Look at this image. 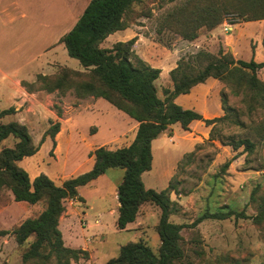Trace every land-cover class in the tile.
I'll return each instance as SVG.
<instances>
[{
    "label": "rangeland",
    "instance_id": "obj_1",
    "mask_svg": "<svg viewBox=\"0 0 264 264\" xmlns=\"http://www.w3.org/2000/svg\"><path fill=\"white\" fill-rule=\"evenodd\" d=\"M80 1L74 10L65 9L63 0H0V110L11 106L15 110L1 121L25 125L37 146L33 155L18 161L30 179L44 174L61 184L92 167L95 148L128 145L137 128L134 119L102 98L77 97L73 88L49 92L24 86V82L39 86V74L54 75L66 66L85 71L60 42L89 0ZM261 1L140 0L128 14L127 31L112 33L101 45L110 47L135 36V54L161 70L156 88L163 97L164 89L172 86L171 68L199 50L218 56L222 49L235 58L264 61ZM215 21L219 23L211 27ZM226 24L231 29L225 30ZM258 76L264 81V67ZM182 98L184 107L206 118L224 117L209 124L193 121L188 130L175 123L151 143L152 164L142 174L143 184L160 191L175 182L177 192H169V220L184 224L180 231L184 257L174 264H264V220L256 223L251 217L264 196V99L255 98L245 85L215 78ZM56 121L59 131L46 135ZM242 139L253 142L252 150L235 146ZM14 142L13 137L0 142V150ZM123 174L122 168H110L78 188L83 200L64 201L58 219L63 244L89 254L72 264H103L129 241L143 240L158 253L160 209L155 204L143 203L125 229L115 225L116 187ZM44 206L42 200L15 201L9 188H0V230L10 231L0 236V264H39L22 260L33 236L20 245L11 231ZM230 209L244 210L249 217L196 221L205 210ZM45 264H55V259Z\"/></svg>",
    "mask_w": 264,
    "mask_h": 264
},
{
    "label": "trees",
    "instance_id": "obj_2",
    "mask_svg": "<svg viewBox=\"0 0 264 264\" xmlns=\"http://www.w3.org/2000/svg\"><path fill=\"white\" fill-rule=\"evenodd\" d=\"M139 1L89 0L73 26L60 38L68 55L76 58L85 71L66 66L54 75L39 74V86L24 82L30 91L34 87L49 92L73 88L77 97L92 96L108 101L137 122L135 135L128 145L114 149L106 146L95 148L91 154L92 167L66 178L61 184H56L44 174L30 179L18 161L33 155L38 148L33 144L25 125L17 121H1L4 116L14 113V108L11 106L0 110V142L9 137L15 138L13 146L0 150V188H9L15 201L30 204L41 200L45 202L38 215L24 219L11 231L20 245L29 237L34 238L22 254L24 262L45 264L53 257L55 264H72L73 261L89 258L87 250L63 244L58 219L65 210L66 199L83 200L78 192L80 186L95 180L107 169L116 167L124 169L123 177L116 187L117 229H125L134 222L143 203H153L160 209L156 225L160 246L158 253H155L143 240L129 241L120 245L118 254L103 264H174L181 260L184 252L180 231L184 224L169 220L172 213L169 192H177L176 184L170 181L167 188L157 191L145 188L142 181V174L151 168L152 141L175 123L188 130L193 121L209 124L224 117L206 118L199 111L183 107L175 101L178 95L189 93L194 86L208 78L238 87L245 85L255 98L264 99V81L258 76L264 61L235 58L222 49H219L218 56L199 50L187 60H178L169 71L172 86L165 88L163 97H160L156 81L161 70L135 54V36L115 41L110 47L101 45L110 34L129 27L128 14L133 4ZM218 23L215 21L211 27ZM57 115H60V109ZM59 129L60 122L56 121L48 127L46 135L53 137ZM238 145L246 151L252 150L254 146L248 139L238 140L235 146ZM231 217L249 216L244 210H205L196 221ZM251 217L256 223L264 220V196L258 213ZM9 232L1 229L0 236Z\"/></svg>",
    "mask_w": 264,
    "mask_h": 264
},
{
    "label": "crops",
    "instance_id": "obj_3",
    "mask_svg": "<svg viewBox=\"0 0 264 264\" xmlns=\"http://www.w3.org/2000/svg\"><path fill=\"white\" fill-rule=\"evenodd\" d=\"M81 3V1L80 0H63V2H62V5L63 6H65V9H68V7H72L74 10H75V8H76V6H78L79 4ZM84 3H85V1H84ZM84 5L85 4H82V7H80V11H81V9H83V7H84ZM79 10V9H78ZM69 13H70V11H69ZM70 19V17H68V20ZM61 20V19H60ZM49 22H52V21H50L49 20ZM46 25H51V23H47ZM124 30H126L127 31V29H124ZM119 31H123V30H119ZM110 35H114V34H110ZM161 73V72H160ZM201 84V83H200ZM198 85H196V86H194L191 90H190V92L189 93H191L192 91H193V89L195 88V87H197ZM189 93H186L185 94V97L189 94ZM183 95L184 94H180V95H178L177 97H176V99H175V101L177 102V103H179L180 105H182L181 103H182V97H183ZM183 106V105H182ZM184 107V106H183ZM188 107V106H187ZM172 126H170L167 130H169L170 128H171ZM184 130V129H183ZM155 140V139H154ZM93 158V157H92ZM119 168V167H118ZM110 169V168H109ZM108 170V169H107ZM106 170V171H107ZM105 171V172H106ZM104 172V173H105ZM103 173V174H104ZM103 174H101V175H103ZM100 175V176H101ZM97 179V178H96ZM92 182V181H91ZM90 182V183H91ZM119 184V183H118Z\"/></svg>",
    "mask_w": 264,
    "mask_h": 264
},
{
    "label": "built area",
    "instance_id": "obj_4",
    "mask_svg": "<svg viewBox=\"0 0 264 264\" xmlns=\"http://www.w3.org/2000/svg\"><path fill=\"white\" fill-rule=\"evenodd\" d=\"M224 29H225V30H227V29H231V25H229V24L224 25Z\"/></svg>",
    "mask_w": 264,
    "mask_h": 264
}]
</instances>
